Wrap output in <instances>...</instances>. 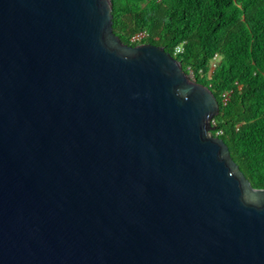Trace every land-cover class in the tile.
<instances>
[{
	"label": "water",
	"instance_id": "water-1",
	"mask_svg": "<svg viewBox=\"0 0 264 264\" xmlns=\"http://www.w3.org/2000/svg\"><path fill=\"white\" fill-rule=\"evenodd\" d=\"M111 10L0 0V264H264L211 89Z\"/></svg>",
	"mask_w": 264,
	"mask_h": 264
},
{
	"label": "trees",
	"instance_id": "trees-1",
	"mask_svg": "<svg viewBox=\"0 0 264 264\" xmlns=\"http://www.w3.org/2000/svg\"><path fill=\"white\" fill-rule=\"evenodd\" d=\"M111 1L123 43L162 46L211 89L219 104L211 133L251 185L264 188V0Z\"/></svg>",
	"mask_w": 264,
	"mask_h": 264
},
{
	"label": "built area",
	"instance_id": "built-area-1",
	"mask_svg": "<svg viewBox=\"0 0 264 264\" xmlns=\"http://www.w3.org/2000/svg\"><path fill=\"white\" fill-rule=\"evenodd\" d=\"M146 36H147L146 32H144V31L143 32H138V33H136L135 35L132 36L131 40L132 41H139V40L143 39ZM181 50H182L181 46H178V47H176L175 52L178 53Z\"/></svg>",
	"mask_w": 264,
	"mask_h": 264
}]
</instances>
